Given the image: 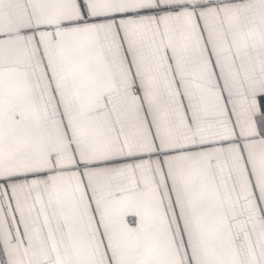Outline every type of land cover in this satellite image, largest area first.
I'll list each match as a JSON object with an SVG mask.
<instances>
[{"label":"snow or ice","instance_id":"6c2138e0","mask_svg":"<svg viewBox=\"0 0 264 264\" xmlns=\"http://www.w3.org/2000/svg\"><path fill=\"white\" fill-rule=\"evenodd\" d=\"M0 264H264V0H0Z\"/></svg>","mask_w":264,"mask_h":264}]
</instances>
